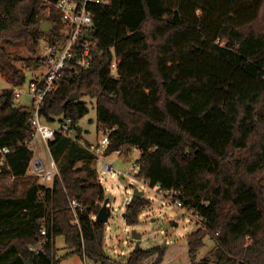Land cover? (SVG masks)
Masks as SVG:
<instances>
[{
    "label": "trees",
    "instance_id": "16d2710c",
    "mask_svg": "<svg viewBox=\"0 0 264 264\" xmlns=\"http://www.w3.org/2000/svg\"><path fill=\"white\" fill-rule=\"evenodd\" d=\"M57 1L0 0V69L13 86L26 81L24 66L43 65L45 34L63 37ZM40 16L54 24L49 32ZM92 16L80 39L90 44L89 66L73 61L41 108L45 122L71 118L78 130L49 141L60 170L52 186L28 175L35 157L28 107L17 105L13 86L0 91V147H15L0 172V180L14 177L0 189V264H61L60 235L66 255L117 264L104 249L106 223L95 219L107 195L79 128L86 95L96 98L98 126L111 139L105 155L138 147L136 176L201 216L188 236L190 264H264V0H105ZM75 92L80 97L67 101ZM73 199L82 205L78 223ZM150 204L133 196L127 223L137 224ZM208 235L213 246L199 258ZM45 237L44 250L30 248ZM156 250L136 249L128 262Z\"/></svg>",
    "mask_w": 264,
    "mask_h": 264
},
{
    "label": "rangeland",
    "instance_id": "374dc122",
    "mask_svg": "<svg viewBox=\"0 0 264 264\" xmlns=\"http://www.w3.org/2000/svg\"><path fill=\"white\" fill-rule=\"evenodd\" d=\"M45 35L38 47V55L40 56H46L48 53V41ZM10 49L14 53H20L26 57L30 55L29 51L22 46L13 45L10 46ZM18 65L24 66L21 62H18ZM24 68L28 72L24 86L28 87L30 80L42 68L41 66L30 69L24 66ZM114 73H116V68ZM12 86V83L7 80L0 69V91ZM29 99V96L24 94L16 103L17 105L28 106ZM82 99L87 101L89 112L80 119L79 128L82 131L84 140L97 143L106 134L105 130L98 126L97 100L88 95ZM52 125L58 126V122H54ZM33 149L35 156L39 155L44 158L49 166L50 152L45 141L37 137ZM141 155L142 152L138 147L130 146L123 154L114 151L105 155L103 159L96 157L92 163L98 170L99 178L106 188V195L110 200L111 214L105 227L104 249L113 261H117V263L128 262L137 247V239L134 236L136 232L141 235L139 243L142 249L151 247L157 249L155 254L145 258L139 264H157L155 261L158 255L162 256L158 264H190L188 236L201 225V221L196 218L193 212H184L171 201L170 196L158 192L145 180L132 173V168L138 164ZM105 162L114 165L116 173H106L104 171ZM28 172L30 174L36 173L33 163H31ZM13 180V176L2 178L0 189L3 186L13 185ZM261 181L264 184V174ZM18 187L20 190L23 189L24 183L21 181V183H18ZM136 188L144 192V197L151 199V204L143 210L137 224L129 225L125 218L126 204L128 197L134 195ZM179 214L182 215L178 217ZM213 243V239L208 235L205 239V245L198 254L199 258L209 252ZM69 251L64 236H58L56 238L55 255L57 258H61V264H102L93 258L77 253L66 255Z\"/></svg>",
    "mask_w": 264,
    "mask_h": 264
},
{
    "label": "built area",
    "instance_id": "2783aa9c",
    "mask_svg": "<svg viewBox=\"0 0 264 264\" xmlns=\"http://www.w3.org/2000/svg\"><path fill=\"white\" fill-rule=\"evenodd\" d=\"M105 0H58L55 3V7L61 12L63 24L60 28V32L63 33L62 38H57L51 41L48 37V53L45 56V61L41 66V71L34 76L28 87L21 85L13 86V98L18 101L24 94L29 96V105L27 106L30 114L29 120L33 125L34 133L33 138L27 143L33 148L34 142L37 137L42 138L47 147L49 148V141L52 140L57 133H61L66 136L74 137L78 133V130L72 126V119L66 118L60 122L58 126H53L50 123L45 122L41 116V108L44 103L45 97L48 92L57 87L60 82V78L65 69L74 67L72 62L76 60L77 65L81 68H87L90 64V44L83 43L80 39L86 35L93 24L92 5L104 3ZM114 69L116 63H114ZM78 70H75L77 72ZM100 139L97 144H92L90 149L97 154L98 157L104 158L106 149L111 143L109 133ZM14 146H2L0 147V172L5 166H7L8 155L13 151ZM50 151V148H49ZM116 152L123 154V149L120 148ZM36 173L40 175L43 180V185L52 186L55 177L60 174L59 166L52 154H50V165L48 166L45 159L36 156L32 159ZM140 163L132 168L133 174H138L140 171ZM104 171L106 173H116L114 165L109 162L104 163ZM158 192H163L168 195L167 191L160 188V185L154 187ZM133 198L130 195L127 199L129 203ZM171 201L180 207L184 212L191 211L195 214L196 218L201 221V216L194 210L182 205L179 200ZM71 207L75 214L74 222L78 223V210L82 205L77 199L71 201ZM42 233L47 234V227L42 228ZM48 238H43L39 243L31 245L32 250H44L46 247Z\"/></svg>",
    "mask_w": 264,
    "mask_h": 264
},
{
    "label": "water",
    "instance_id": "95a60500",
    "mask_svg": "<svg viewBox=\"0 0 264 264\" xmlns=\"http://www.w3.org/2000/svg\"><path fill=\"white\" fill-rule=\"evenodd\" d=\"M39 20H41V30L42 31L49 32L54 26L52 22L43 19L41 16L39 17ZM79 97H80L79 93L75 92L68 97L67 101H73V100L78 99ZM143 195H144V192L136 188L133 196L140 197ZM109 201H110L109 198H106L104 200L99 212L97 213L95 217L96 221L107 223V221L109 220V217H110ZM169 225L171 224L169 223ZM134 236L137 239L136 249H140L141 247H140L139 239L141 238V235L135 232ZM117 264H131V263L123 262V263H117Z\"/></svg>",
    "mask_w": 264,
    "mask_h": 264
},
{
    "label": "crops",
    "instance_id": "0c3cea01",
    "mask_svg": "<svg viewBox=\"0 0 264 264\" xmlns=\"http://www.w3.org/2000/svg\"><path fill=\"white\" fill-rule=\"evenodd\" d=\"M81 133H82V131H81ZM82 135H83V134H82ZM87 141H89V140H87ZM98 141H99V140H98ZM90 143H92V144H97V143H95V142H91V141H90ZM49 152H50V154H51V151H49ZM95 154H96V153H95ZM38 156H39V155H38ZM96 156H97V154H96ZM35 157H36V156H35ZM40 157H41V156H40ZM97 157H98V156H97ZM46 163H47V162H46ZM47 165H48V164H47ZM28 171H29V169H28ZM28 175H29V176H32V175L35 176V175H39V174H37V173L30 174V173L28 172ZM39 182L42 183V184L44 183L43 180L41 179L40 175H39ZM180 215H182V214H179L178 217H179Z\"/></svg>",
    "mask_w": 264,
    "mask_h": 264
}]
</instances>
